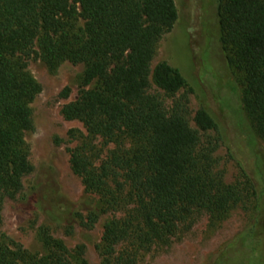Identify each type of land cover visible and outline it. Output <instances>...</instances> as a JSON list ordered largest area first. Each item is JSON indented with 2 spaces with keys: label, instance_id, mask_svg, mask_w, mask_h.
Returning <instances> with one entry per match:
<instances>
[{
  "label": "trees",
  "instance_id": "obj_1",
  "mask_svg": "<svg viewBox=\"0 0 264 264\" xmlns=\"http://www.w3.org/2000/svg\"><path fill=\"white\" fill-rule=\"evenodd\" d=\"M177 18L174 0H0V226L5 198L20 191L31 168L19 134L32 126L26 98L34 83L22 72L21 57L37 53L49 63L83 65L78 95L61 113L85 129L70 131L79 139L69 149L73 171L103 204L122 211L103 224L102 264H137L180 224L202 212L219 220L242 200L239 188L215 170L214 148L200 143V131L216 127L207 107L197 108L193 128L181 98L167 109L148 91L150 74L167 92L186 83L165 60L151 73L157 42ZM217 21L222 50L241 77L250 127L264 139V0H218ZM69 93L68 86L60 91ZM96 137L114 144L98 162ZM72 217L90 228L99 213ZM252 230L229 241L226 249L238 246V252L224 251L215 264H256L262 239ZM246 241L253 246L242 251ZM0 264L75 263L53 238L38 256L0 241Z\"/></svg>",
  "mask_w": 264,
  "mask_h": 264
},
{
  "label": "rangeland",
  "instance_id": "obj_2",
  "mask_svg": "<svg viewBox=\"0 0 264 264\" xmlns=\"http://www.w3.org/2000/svg\"><path fill=\"white\" fill-rule=\"evenodd\" d=\"M174 1L178 18L157 42L151 73L157 62L165 60L180 70L186 83L176 92H167L150 74L148 91L167 109L181 98L193 128H197L195 111L201 105L207 107L216 127L200 131V143L214 148L215 170L224 183L239 188L242 200L219 220L202 212L180 224L168 242L153 245L138 257L137 264H215L225 259L224 251L238 252V246L227 250L226 245L250 227L262 239L254 248L256 264H264V139L250 127L240 74L221 47L218 0ZM21 61L22 72L34 83L26 98L32 126L19 134L31 168L20 191L2 204L0 241L38 256L55 238L75 264H102L103 224L122 211L103 204L102 196L86 188L73 171L69 149L79 139L72 138L70 131L85 133V129L80 121L67 120L61 113L62 105L78 95L83 65L67 59L49 63L38 53ZM64 86L70 89L68 97L60 95ZM93 143L95 162L114 146L101 137ZM76 211H97L99 220L85 228L72 217ZM252 246L246 241L239 248Z\"/></svg>",
  "mask_w": 264,
  "mask_h": 264
}]
</instances>
